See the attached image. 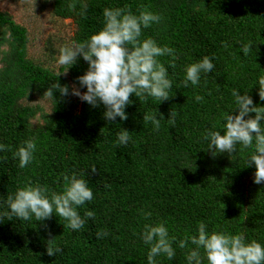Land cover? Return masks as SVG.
<instances>
[{"label": "trees", "instance_id": "trees-1", "mask_svg": "<svg viewBox=\"0 0 264 264\" xmlns=\"http://www.w3.org/2000/svg\"><path fill=\"white\" fill-rule=\"evenodd\" d=\"M69 2L53 0V12L75 22L72 43L103 26L105 7L158 15V22L142 28L139 40L151 38L174 49V55L157 58L172 80L169 99L160 103L132 95L127 120L107 121L102 104L93 107L71 94L73 86L80 88L77 77L87 71V62L80 57L70 67L35 60L29 56L27 26L0 10V44H11L0 68V143L11 147L0 152V200L28 184L46 186L49 195L61 192L62 174L75 171L93 191V200L78 211L81 216L85 209L95 213L78 231L64 227L66 221L56 214L44 221L0 217V264H147L144 225L162 221L176 237L175 256L169 260L161 254L157 264H188L186 253L196 246L189 241L182 249L177 241L198 234L201 221L209 232H243L246 242L264 245V182L254 183L256 168L246 167L254 149L237 145L231 154L213 155L202 138L212 125L222 130L224 115L235 108L234 89L241 95L249 92L255 104L264 106L257 85L264 75V0H78L74 11ZM83 5L87 8L81 15ZM241 43H251L249 55ZM205 55L215 57L214 71L202 74L197 86L185 87V67ZM56 82L69 85V94L54 90L51 112L33 126L36 112L29 101ZM196 95L203 101L196 102ZM157 109L164 116L159 130L143 121L144 113L156 114ZM171 111L174 124L168 120ZM124 129L130 140L118 145L116 134ZM29 138L37 148L21 169L12 151ZM100 231L107 235L98 238ZM50 239L61 252L47 253ZM199 252L202 264H208L203 248Z\"/></svg>", "mask_w": 264, "mask_h": 264}, {"label": "clouds", "instance_id": "clouds-1", "mask_svg": "<svg viewBox=\"0 0 264 264\" xmlns=\"http://www.w3.org/2000/svg\"><path fill=\"white\" fill-rule=\"evenodd\" d=\"M77 2L78 0H70L69 10L74 11ZM86 8L87 5H83L79 14L83 15ZM102 15L103 26L84 41L61 46L56 63L71 67L82 57L87 62L88 69L83 75L78 76L77 80L80 88L86 87L87 90L81 92L80 88L73 86L71 94L93 107L102 104L105 108L103 116L109 122L115 121L117 117L127 120L128 114L125 109L132 103L130 99L132 95L143 99L154 97L160 103L169 99L172 80L169 78L168 69L157 58L174 55V49L160 46L151 38L139 40L142 28H148L160 19L151 11L143 10L136 15L127 6L105 7ZM224 46L228 47L227 44ZM240 46L245 56L249 55L253 47L251 43H241ZM214 59V56L205 55L187 65L184 69V86H189V83L192 86L200 84L202 74L214 71ZM257 85L259 98L264 101V75L258 78ZM54 90H59L62 95L67 96L69 85L53 83L44 92L43 97L56 99ZM248 93L244 92L241 95L239 90L234 89L232 97L235 108L231 113L224 115L225 123L222 130H217L216 126L212 125L205 129L202 138L207 142V150L213 155L225 152L231 154L236 151L237 145L241 146V150L254 149L248 155L246 167L255 166L253 182L261 184L264 182V106L255 104ZM203 99L201 95L195 96L196 102ZM251 113H255V116L250 115ZM161 118L164 116L158 115L157 109L156 114L144 113L143 121H150L154 129L159 130ZM168 120L174 124V112L171 111ZM116 135L118 145H126L130 140L127 129L117 132ZM36 148L34 139L29 138L12 151L13 159H18L19 168L23 169L31 163ZM6 150L11 151V147L0 143V152ZM91 171H96L95 166ZM62 175L64 187L61 192H51L49 195L46 186L28 184L18 187L14 193H8L6 199L0 200V209L6 206V210L0 211V217L11 220L15 216L23 221H30L35 217L36 221H44L56 214L66 221L64 227L76 231L82 229L86 219L94 218L95 213L85 209L81 216L78 209L93 200V191L84 175L75 171ZM143 215L149 217L151 212H144ZM197 233L177 241L182 249L189 241L196 246L186 253L188 264H202L200 248H203L208 264H264V245L256 240L246 242L243 232L236 234L209 232L207 225L201 221L197 225ZM105 235L107 233L103 231L97 233L98 238ZM141 239L149 246L147 264H157L155 258L161 254H165L169 260L174 258L175 249L172 245L176 237L169 235L165 222L145 224ZM53 241L54 239L48 241L49 255L62 251L61 248L52 246Z\"/></svg>", "mask_w": 264, "mask_h": 264}, {"label": "rangeland", "instance_id": "rangeland-1", "mask_svg": "<svg viewBox=\"0 0 264 264\" xmlns=\"http://www.w3.org/2000/svg\"><path fill=\"white\" fill-rule=\"evenodd\" d=\"M0 10L8 12L19 23L27 26L30 38L29 56L39 62L44 61L49 66L56 65L59 48L72 44L75 22L71 18L56 16L53 12V0H0ZM10 48V42L0 44V68L3 65L1 58ZM54 57L56 59L53 63ZM80 91L83 92L81 89ZM31 99L29 102L36 112L31 121L33 126H37L43 123V116L51 112L52 104L49 97L35 95ZM79 100L82 101L80 98Z\"/></svg>", "mask_w": 264, "mask_h": 264}]
</instances>
